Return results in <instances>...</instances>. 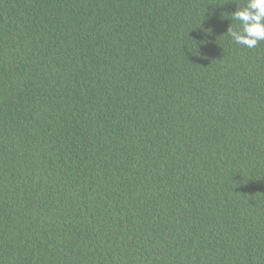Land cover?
<instances>
[{
    "label": "trees",
    "instance_id": "trees-1",
    "mask_svg": "<svg viewBox=\"0 0 264 264\" xmlns=\"http://www.w3.org/2000/svg\"><path fill=\"white\" fill-rule=\"evenodd\" d=\"M245 4L0 0V264H264Z\"/></svg>",
    "mask_w": 264,
    "mask_h": 264
},
{
    "label": "clouds",
    "instance_id": "clouds-1",
    "mask_svg": "<svg viewBox=\"0 0 264 264\" xmlns=\"http://www.w3.org/2000/svg\"><path fill=\"white\" fill-rule=\"evenodd\" d=\"M231 19L239 22L238 29L230 26L227 32L234 43L253 48L264 41V0H246L231 13Z\"/></svg>",
    "mask_w": 264,
    "mask_h": 264
}]
</instances>
